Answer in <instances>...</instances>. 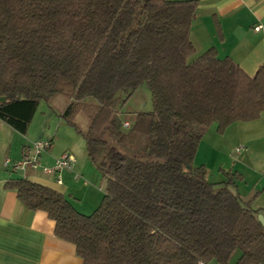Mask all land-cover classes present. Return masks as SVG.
Instances as JSON below:
<instances>
[{
	"label": "trees",
	"instance_id": "16d2710c",
	"mask_svg": "<svg viewBox=\"0 0 264 264\" xmlns=\"http://www.w3.org/2000/svg\"><path fill=\"white\" fill-rule=\"evenodd\" d=\"M197 5L0 0V121L25 134L43 101L83 138L103 192L82 214L26 178L3 186L45 212L82 264H264L261 190L241 194L235 170L210 182L194 162L212 124L222 134L264 113V64L249 76L213 48L197 53L189 39ZM142 84L151 110L124 128L111 103Z\"/></svg>",
	"mask_w": 264,
	"mask_h": 264
},
{
	"label": "crops",
	"instance_id": "0c3cea01",
	"mask_svg": "<svg viewBox=\"0 0 264 264\" xmlns=\"http://www.w3.org/2000/svg\"><path fill=\"white\" fill-rule=\"evenodd\" d=\"M256 24L261 25L259 31L253 30ZM189 39L197 53L213 48L220 59H231L252 76L264 64V0H198ZM38 114H34L25 134L0 121V264H82L74 246L54 236V222L45 212L29 211L13 191L3 186L9 179L26 178L59 192L81 213L94 209L100 202L103 182L88 161L81 164L74 161L70 170L62 171L61 184L52 175L41 172V167H52L70 149H54L62 121L52 128V110L46 106ZM228 127L239 136L236 147L244 149L238 154L233 151V164L218 163V170L227 166L228 170L240 173L243 180L238 190L243 195L252 189L261 190L254 205L264 209V113L254 121ZM206 134H211L210 140L217 142L214 129L208 128L203 137ZM35 141L51 142L38 156L37 168L27 166L12 171L5 167L6 160L18 162L26 153H33L31 144ZM217 177L222 179L221 173Z\"/></svg>",
	"mask_w": 264,
	"mask_h": 264
},
{
	"label": "rangeland",
	"instance_id": "374dc122",
	"mask_svg": "<svg viewBox=\"0 0 264 264\" xmlns=\"http://www.w3.org/2000/svg\"><path fill=\"white\" fill-rule=\"evenodd\" d=\"M60 101H63V99H60ZM54 106L55 108H58V102L55 103ZM151 106V95L146 85L144 84L140 85L134 91H131L129 89L120 90L119 92H117L111 103V109L118 115L122 124L124 122L132 124L136 112L150 111ZM45 107L46 104L43 101H40L35 114L39 115L38 113H40V111ZM59 119L60 118L57 116V114L54 113L52 128L54 129L56 127L57 121H62L59 135H57L58 137L54 141V149L69 147L73 162L77 161L78 164L88 163L89 161L86 157L83 138L81 137V135L77 134L72 127L68 126L62 119ZM75 122L81 130H84L86 128L87 121L83 115H78L75 119ZM209 128L214 129L216 133V136L214 137L218 138V140L217 142L210 140L209 136L211 134H206L205 137H202L197 147L194 162L198 165H201V162H206L207 165L203 166L207 171V179L210 182H217L219 178L217 176L221 173L222 170H218V163H222L224 165H226L227 163L229 165L233 164V151L238 144L237 140L239 136L233 131L230 132V130H228L229 127L226 128V130H224L222 134L216 131L215 124H212ZM220 135H222V138H220ZM224 168L225 171H227L229 167L225 166ZM96 175L99 177L97 172ZM92 210L88 209L82 214H90ZM236 253L233 255V258Z\"/></svg>",
	"mask_w": 264,
	"mask_h": 264
},
{
	"label": "built area",
	"instance_id": "2783aa9c",
	"mask_svg": "<svg viewBox=\"0 0 264 264\" xmlns=\"http://www.w3.org/2000/svg\"><path fill=\"white\" fill-rule=\"evenodd\" d=\"M261 29L260 24H256L253 27L254 31H259ZM124 128H129L130 124L124 122L122 124ZM33 153H26L23 158L18 162L5 161V167L9 170H23L25 167H31L33 169L39 166L38 156L42 151H45L48 147V141H35L31 144ZM244 149L243 146H238L235 148L234 152L236 154L240 153ZM73 163L72 155L70 153L64 152L58 159L54 161L52 167H41V172L45 175H52L57 184H61L60 174L65 169H70ZM76 178V175L74 176Z\"/></svg>",
	"mask_w": 264,
	"mask_h": 264
},
{
	"label": "water",
	"instance_id": "95a60500",
	"mask_svg": "<svg viewBox=\"0 0 264 264\" xmlns=\"http://www.w3.org/2000/svg\"><path fill=\"white\" fill-rule=\"evenodd\" d=\"M4 100H5L4 97H0V103L4 102ZM257 219H258V222L260 223V225L262 227H264V216L258 215Z\"/></svg>",
	"mask_w": 264,
	"mask_h": 264
}]
</instances>
